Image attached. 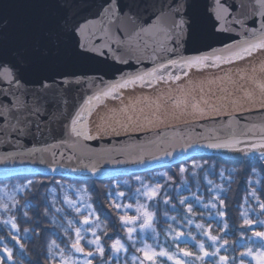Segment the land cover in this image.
<instances>
[{
  "label": "snow or ice",
  "instance_id": "6c2138e0",
  "mask_svg": "<svg viewBox=\"0 0 264 264\" xmlns=\"http://www.w3.org/2000/svg\"><path fill=\"white\" fill-rule=\"evenodd\" d=\"M53 7L55 8L54 13L42 20L31 35L21 36L18 39V42L10 49L11 59H0V67L10 65L12 69L9 71L8 67L4 68L3 74L10 87L0 91V96H4L5 92H10L11 88L17 89L16 92H10L4 100H0V145L4 147L6 153L5 156H0V163L25 154L19 150L13 151V149H22L27 143L39 142L40 139L46 137L59 138L61 142H64L65 137L91 139L82 122L87 119L93 101H99L104 97L120 99L122 97L119 96V91L130 84L135 85L140 82L143 87L151 86L153 81L178 82L187 75V70L192 68L219 67L223 63L232 64L237 60L247 59L258 51H264V0H234L231 4H228L226 0L223 4L220 0H213L211 18L216 22L213 24V31H227L223 27V22L230 16L231 19L227 22L233 26L231 31L241 38L225 45L221 51L213 50L207 55H185L183 52V49L193 41L196 33L197 19L193 15L195 0H54ZM89 18L108 22L113 29L114 42L117 46H125L122 51L126 55L138 56V53H147L155 62V67L151 71L122 78L114 83H108L101 78L99 83L103 87L99 90H95L96 81H88L84 78L86 74L59 70L78 59L85 58L90 51L88 45L81 40L84 25L89 23ZM6 29V24L0 26V42L6 43L9 39ZM132 42H135L134 47L131 46ZM109 51L113 50L109 48ZM100 54L103 55V52ZM121 62H127V60ZM53 69H57L55 75H49L48 73ZM176 70L179 71L173 75ZM29 74L34 76L35 83L39 84V88L31 92L27 90L29 81L26 77ZM56 76L62 79L57 81ZM20 85L24 87H18ZM73 86L93 91L92 94L87 95L86 100L80 97L79 100L83 101L80 103L76 97L70 95ZM4 104L8 106L4 107ZM256 128L257 125H250L239 135L247 136L248 132H254ZM259 131L262 135L258 141L232 139L225 143H210L207 147L231 148L237 144H247L252 149H264V124L259 125ZM57 134H59L58 137ZM239 150L243 152V149ZM33 151L36 150H30L27 154L30 155ZM172 155V151L165 153V156ZM244 156L250 160L253 158L264 160V152H259L255 156L244 152ZM133 163L143 164V157L137 156ZM202 167V164H192V183L197 186V190L199 179L195 169ZM51 171L56 172L57 169L53 168ZM73 171L76 170L73 169ZM188 171L186 167L179 168L182 187L186 192H191L188 180L183 176ZM87 172L90 175L102 174L96 167L87 169ZM134 175V183L117 181L107 193V198L111 201L110 206L120 209L119 220L127 236L126 241L109 237L112 241L109 261L114 258L119 264L120 257L117 254L128 253L130 246L136 252L143 254V260L139 264H143L144 261H150L151 264H195V261H199L200 264H228L229 257L221 255V248L228 244V239H223L222 244H218L217 241L220 238L211 234L210 227L214 221L223 228H228L227 222L219 219L225 216V212L218 210L214 202L218 200L223 206L226 196L215 194L208 202H204L200 196L195 194L191 197H177L179 205L185 206L189 214L193 213V203L205 209L215 210L209 213L207 229L204 224H196V228L201 230V235L207 236L211 242V251L191 232L186 234L183 230L171 226L164 230L166 239L164 244H161L155 227L158 222L156 212L160 210L161 205H170V208L163 209L165 219L178 225L180 221L177 220V215L189 226L193 223L192 217L185 215L184 209L177 208L175 202L170 204L173 192L164 186L173 178L167 173L149 177L147 181L139 174ZM208 183L212 184V181L209 180ZM31 186H33V181L28 180L27 185L16 186L14 191L24 192ZM217 187L223 192L222 186ZM120 188L129 193L126 198L127 203L121 200L125 197V191H119ZM162 188L163 192H161ZM81 191H86V189L77 190V192ZM209 191L215 192V189H209ZM252 196L255 197V191ZM157 197L160 199L157 200ZM88 199L91 198L88 197ZM63 202L70 211L65 212L59 207L55 208V211L61 213V218L66 221L67 227L63 224L60 226L64 230V236L67 237L66 243L73 254L65 256V249L60 247L56 240H52L51 245L59 249L61 264H93V259L97 256L101 258L100 264H109V261L103 259L105 245L101 243V235L97 234L102 222L96 209L91 203L78 207L77 202L67 195V191ZM24 207L27 208L29 205L26 204ZM259 207L264 209V204H260ZM85 208L87 214L81 216ZM170 209H175L177 215L167 216ZM72 212H75L76 217L82 220L83 226L87 227L77 226L75 218L69 219ZM129 212L134 214H129ZM5 214L6 218L0 226L10 229L11 239L23 248L24 245L19 237L20 229L15 220L16 213L9 205L2 204L0 205V216ZM22 215L27 222V211H23ZM105 219L108 217L106 216ZM243 223L248 226L247 231L259 238L261 242L259 247L264 249V230L258 231L253 228V220L246 216ZM262 225H264V220L259 221L258 227ZM24 233H28L27 228L24 229ZM245 234V232L241 233L242 236ZM102 235L107 236V231L104 230ZM168 238L171 239V245L168 244ZM189 238L195 241L198 253L189 249L187 245ZM149 240L152 243H149ZM81 241L85 242L88 250ZM181 244H184V247H181ZM3 252L7 254L8 260L12 259L10 248L4 247ZM181 253L184 258L194 257V260L181 259ZM241 256H253L251 248L241 252ZM254 258L257 264H264V251H259ZM138 259L136 255H131L132 261ZM123 264H128L127 260L123 261ZM239 264H244V261L241 260Z\"/></svg>",
  "mask_w": 264,
  "mask_h": 264
},
{
  "label": "water",
  "instance_id": "95a60500",
  "mask_svg": "<svg viewBox=\"0 0 264 264\" xmlns=\"http://www.w3.org/2000/svg\"><path fill=\"white\" fill-rule=\"evenodd\" d=\"M220 2L223 4L225 0ZM226 2L231 4L234 0ZM53 4L54 0H0V26L6 24L9 34L6 43L0 42V59H11L10 49L21 36L31 35L42 20L54 13ZM212 11L213 0H195L196 33L193 41L183 49L185 55H207L213 50L219 52L225 45L241 38L232 33L233 26L227 22L230 16L223 22L227 31H213L216 22L211 18ZM81 40L90 49L87 56L59 70L86 74L85 79L96 81L95 90L103 87L99 83L101 78L114 83L155 67L147 53L126 55L122 51L125 46H117L113 29L105 20L89 18ZM131 46L134 47L135 42ZM109 48L113 51L110 52ZM123 60L127 62H121ZM5 67L12 71L10 65L0 67V91L10 87L3 74ZM56 70L48 74L55 75ZM26 78L29 92L39 88L34 76L29 74ZM61 79L56 76L57 81ZM16 91V88L10 89V92ZM92 91L73 86L70 95L83 103L79 98L86 100ZM10 92H5L0 100ZM119 96L122 98L104 97L93 101L87 119L82 122L91 139L65 137L61 142L59 138L46 137L39 142L27 143L22 149H13L25 154L0 163V181L20 176L110 180L149 173L204 156L240 161L249 159L244 152L253 156L264 152L262 148L252 149L247 144L231 148L207 147L210 143H225L232 139L258 141L261 138L259 125L264 124V51L232 64L192 68L178 82L153 81L151 86L143 87L140 82L130 84L119 91ZM253 124L257 125L254 132H248L247 136L239 135ZM33 149L36 151L27 154ZM168 151L173 155L165 156ZM5 155L4 147L0 145V156ZM137 156L143 157V164L133 163ZM86 166L87 169L99 168L102 174L90 175ZM53 168L57 171L52 172Z\"/></svg>",
  "mask_w": 264,
  "mask_h": 264
},
{
  "label": "trees",
  "instance_id": "16d2710c",
  "mask_svg": "<svg viewBox=\"0 0 264 264\" xmlns=\"http://www.w3.org/2000/svg\"><path fill=\"white\" fill-rule=\"evenodd\" d=\"M193 163L203 165L202 168L195 169L197 178L199 179L198 190L197 186L192 183L191 171ZM180 167L189 169L183 176L187 178L191 192H186L182 187V177L179 172ZM160 173H167L173 178L164 187L173 192L170 204L175 202L177 208L184 209V214H187L186 208L179 205L177 197H191L195 194L200 196L204 202H208L215 194H220L222 197L226 196L223 206L219 204L218 200H214V202L217 204L218 210L225 212V216L219 219L227 222L228 228L225 229L222 225L213 221L210 225L211 233L220 238L218 239L219 242H222L223 239H228L229 247L226 248V252L222 253V255L229 257L228 264H233L234 261L235 264H239L241 260L247 262L245 257L241 256V252L246 251L244 244L251 243L253 247H259L261 242L258 245L253 243L252 240L256 237L250 231H247L248 226L243 223L245 216L253 220V228L258 231L264 230V227H258L259 221L264 220V209L259 207L260 204H264V160L253 158L251 160L234 161L221 157L204 156L180 165L139 175L147 181L149 177L157 176ZM28 180L33 181V186L29 190L17 194L16 200L7 204L16 213L15 220L20 229V242L24 247L21 248L19 244L11 239L12 232L10 229L0 226V264H57L56 253H58L59 249L51 245L52 240H56V243L65 249L66 255L73 254L66 243L67 237L64 236V230L60 226L63 224L67 227L66 221L61 218V213L55 211L57 207L64 209L65 212L70 211L63 202L66 191L71 199H75L74 194L78 193V189H86V191L81 192L86 195L87 199L88 197L91 198L90 200L88 199V202L96 209L97 215L100 216V221L102 222L98 235H101V243L105 245L103 257L105 261H109L111 254L110 245L112 241L109 240V237L121 238L122 241L127 240L126 233L122 229L119 220L118 213L120 209L110 206L111 201L107 198V193L117 181L121 183L131 181L134 183L135 175L117 177L110 180L89 181L66 177L20 176L7 181H0V189L7 190L8 194H10L9 192L17 193L14 191V188L20 185H27ZM209 180L212 181V184L208 183ZM217 186H222L223 192ZM53 189L55 191H52ZM209 189H215V192L209 191ZM163 190L162 188L161 192ZM119 191H125V189L120 188ZM253 191H255V197L252 196ZM128 195L129 193L125 191V197L121 198L122 202H128L126 199ZM156 199L158 200L160 197ZM26 204L29 207L25 208ZM165 207L170 208V205H161L160 210L156 212V220L158 222L155 224V227L159 234L166 238L164 230L167 229V225L173 224V222L165 219L163 211ZM23 211H27V222H25V218L22 215ZM210 211L215 210L204 209L199 204L193 203V213L190 216L195 219L196 224H204L208 228ZM83 215H86V213ZM173 215H177L176 210L170 209L167 216ZM106 216L108 219H105ZM5 218L6 214L0 216V225H2ZM68 218H75L77 226L82 222L73 212ZM177 220L180 223L179 225L173 224L175 228L183 230L186 234L189 231L191 233L194 231V227L187 225L178 215ZM25 228L28 229L27 234L24 233ZM33 230H35V234H33ZM104 230L107 231V236L102 235ZM242 232L246 234L242 236ZM72 235L74 236V232ZM197 240L201 241V238L198 236ZM171 243V240L168 238V244L171 245ZM82 245L88 250V246L85 243H82ZM187 245L190 250H195L190 242L187 241ZM4 247L12 250L11 260H8L7 254L3 252ZM181 247H184V244H181ZM135 252V249L129 246L127 256H131ZM100 261L101 258L98 256L93 259V264H100Z\"/></svg>",
  "mask_w": 264,
  "mask_h": 264
},
{
  "label": "rangeland",
  "instance_id": "374dc122",
  "mask_svg": "<svg viewBox=\"0 0 264 264\" xmlns=\"http://www.w3.org/2000/svg\"><path fill=\"white\" fill-rule=\"evenodd\" d=\"M9 193H10V194H8L7 190H5V189H0V205H2V204H8V203L14 202V201L16 200L17 194H19V193H11V192H9ZM20 193H21V192H20ZM74 196H75L76 198H75V199H72V200L77 202V206H78V207L82 206V205L85 204V203H89V202H88V199H87V197H86V195L83 194L82 192H78V193L74 194ZM81 197H84V199H81ZM133 207H135V206H133ZM204 209H205V208H204ZM73 213H74V215H76L75 212H73ZM85 213L87 214V209H86V208L82 210L81 215H83V214H85ZM129 214H134V213L129 212ZM185 215H191V214L187 213V214H185ZM247 218H248V217H247ZM93 219H94V218H93ZM192 220H193V223H192V225H190V226H193V227H194V231L192 232V235H195L196 238L199 236V237L201 238V241L205 243L206 248H207V249L210 248V251H211V250H212V248H211V242L208 240L207 236H203V235H201V230L196 228V225H195V224H196V221H195V219L192 218ZM173 224L175 225L176 223L173 222ZM173 224L170 223L169 225L166 226V228L168 229L170 226L173 227V228H175V226H174ZM78 226H81V227H87V226H83L82 222H81ZM262 227H264V225H262ZM205 229H207V228L205 227ZM98 230H99V229H98ZM98 230H97V234H98ZM157 232H158V231H157ZM189 232H190V231H189ZM158 233H159V232H158ZM211 234H212V233H211ZM134 235H136V234H134ZM88 236L90 237V233L88 234ZM159 239H160V243H161V244H164L166 238L163 237V236H161V235L159 234ZM169 239H170V238H169ZM170 240H171V239H170ZM252 241H253V243H254L255 245H258V243L260 242V241H259V238H257V237L254 238V240H252ZM148 242H149V243H152L151 240H149ZM188 242H190V243L193 245V247L195 248V250H192V251H193L194 253H195V252H198V247H197L195 241H193V240H191V239L189 238V239H188ZM81 243H85V242H84V241H81ZM217 243H218V244H222V242H219V241H217ZM228 247H229V245L227 244V245H224V246L221 248V255H222V253H224V252L227 251L226 248H228ZM244 247L246 248V251H247L248 248H251V250H252V252H253V256H244L245 259H246V261H247V262H244V264H257V261H256V259H255L254 257H255V255H256L259 251H264V250L259 249L260 247H258V246L253 247L251 243H245V244H244ZM133 254L136 255V256L139 258L137 261H132V260H131V256H127V253H119V254H117V255L120 257L119 264H123V261H125V260H127L128 264H139V262H140L141 260H143V254H142V253H140V252H135V253H133ZM133 254H132V255H133ZM64 255H65V256H69V255H66L65 252H64ZM97 257H98V256H97ZM180 258L183 259V260H188V261H193V260H194V257H193V258H184L183 255H182V253L180 254ZM56 259H57V261H58L57 264H61L59 251H58V253H56ZM158 259H159V258H158ZM205 259L207 260V259H210V258H205ZM217 259H218V258H217ZM109 263H110V264H118V261H117L116 259L113 258V260L110 261ZM143 264H151V262H150V261H144ZM195 264H200V262H199V261H195Z\"/></svg>",
  "mask_w": 264,
  "mask_h": 264
}]
</instances>
